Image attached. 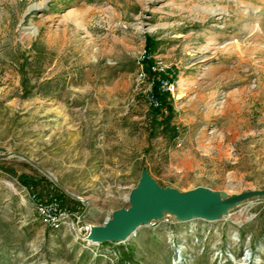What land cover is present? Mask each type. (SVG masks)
<instances>
[{"label": "rangeland", "instance_id": "1", "mask_svg": "<svg viewBox=\"0 0 264 264\" xmlns=\"http://www.w3.org/2000/svg\"><path fill=\"white\" fill-rule=\"evenodd\" d=\"M147 45L171 122L138 75ZM144 165L180 190L264 188V0H0V264H264V197L104 247L34 210L53 196L103 224Z\"/></svg>", "mask_w": 264, "mask_h": 264}, {"label": "water", "instance_id": "2", "mask_svg": "<svg viewBox=\"0 0 264 264\" xmlns=\"http://www.w3.org/2000/svg\"><path fill=\"white\" fill-rule=\"evenodd\" d=\"M23 156L35 164L29 157ZM46 174L51 176L48 172ZM259 197H264V188L246 189L229 195L224 190L206 186L190 190L163 186L144 165L138 184L130 191L128 206L114 210L103 224L93 222L91 230L83 233L94 243L121 242L155 220L172 218L177 222L196 219L218 222L243 203Z\"/></svg>", "mask_w": 264, "mask_h": 264}, {"label": "built area", "instance_id": "3", "mask_svg": "<svg viewBox=\"0 0 264 264\" xmlns=\"http://www.w3.org/2000/svg\"><path fill=\"white\" fill-rule=\"evenodd\" d=\"M146 57H147V53L145 50L143 52L142 58L139 61L141 67L138 75L139 78L142 80H144L147 76V72L145 71L144 68V60ZM164 67L165 66L162 61H154V64L152 65V72L156 76H152V80L149 82L150 90H152V86L155 80H158L163 90L172 91L174 84L171 81V77H167V73ZM151 101H152L151 103H153L155 107L160 106L159 101L154 96L151 97ZM163 110L164 112H166L165 108ZM31 200L38 218L45 226H48L52 229L67 227L75 235L76 239H80L84 241L87 245H97L102 247L105 246L103 243L93 244L89 240H87V237L83 233V231L89 232L91 230L92 224L89 221H86L82 216L74 217L63 207L61 201H59L57 198L53 196L42 198L38 194L33 193L31 195ZM155 223L156 221H154L152 224ZM170 233H171L170 234L171 238H173V236H175L174 234L176 233L175 229L171 230ZM175 245L180 249V250L178 249L179 251L177 252L180 253L179 257H182V254L184 252L181 250H184L183 247L180 244H175ZM246 253L252 256V252L248 251Z\"/></svg>", "mask_w": 264, "mask_h": 264}, {"label": "trees", "instance_id": "4", "mask_svg": "<svg viewBox=\"0 0 264 264\" xmlns=\"http://www.w3.org/2000/svg\"><path fill=\"white\" fill-rule=\"evenodd\" d=\"M148 48H146V53H147V57L144 60V63L148 65V70L150 71V73L152 74V65L154 64V59L151 57V53H152V48L150 47V45H147ZM172 82L175 81V79H171ZM152 95L159 101L160 106L155 107L153 106V112H154V117L155 119L157 118H161L162 121L165 122H171V120L173 119V105L171 102V96L172 93L169 90H163L161 88V84L158 80H155L153 87H152ZM166 110V112H164V109ZM160 124H162L160 122ZM22 178V180L27 183L26 179V175H21L20 176Z\"/></svg>", "mask_w": 264, "mask_h": 264}, {"label": "bare ground", "instance_id": "5", "mask_svg": "<svg viewBox=\"0 0 264 264\" xmlns=\"http://www.w3.org/2000/svg\"><path fill=\"white\" fill-rule=\"evenodd\" d=\"M173 84H174V82H172ZM169 91H171V90H169ZM169 218H167V219H165L164 221H159V222H165L166 220H168ZM197 220V219H196ZM155 221H158V220H155ZM174 222H177V221H175V220H173ZM188 222V221H187ZM153 223V222H152ZM178 223H181V222H178ZM146 226V225H145ZM92 227V226H91ZM86 235V237H87V240H89L88 239V235L87 234H85ZM133 236V235H132ZM131 236V237H132ZM130 237V238H131ZM130 238H128V239H125L124 241H121V242H110V243H122V242H125V241H127V240H129ZM90 241V240H89ZM92 242V241H91ZM94 243V242H93Z\"/></svg>", "mask_w": 264, "mask_h": 264}]
</instances>
